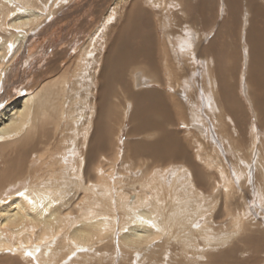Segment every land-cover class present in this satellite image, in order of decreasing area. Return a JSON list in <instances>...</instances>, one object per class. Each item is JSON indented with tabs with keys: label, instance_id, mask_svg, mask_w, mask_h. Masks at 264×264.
<instances>
[{
	"label": "bare ground",
	"instance_id": "bare-ground-1",
	"mask_svg": "<svg viewBox=\"0 0 264 264\" xmlns=\"http://www.w3.org/2000/svg\"><path fill=\"white\" fill-rule=\"evenodd\" d=\"M39 1L40 0H0V17L5 19L6 24H8V28L11 31L8 32V30H3L0 28V91L3 89L2 87L4 85L5 72L8 70L10 62H16L19 59L20 52L27 36L29 35V32L35 29L36 25L40 24L41 19L43 20L45 16V13H40L36 10H43ZM143 1L144 0H132L130 2L129 0H116L114 5H118V8L115 9V12L119 13L120 15L115 17L114 12L108 18L104 19L101 32L99 35L94 34V37L90 39L89 43L84 48V50H82V53L78 58L80 63H77L78 69L75 71L76 73H74L75 76H79L81 72L92 73L93 71V74L81 75L83 79V83L81 85L72 83L73 80L76 79H72L70 77L69 72H73L71 71L70 67H68L65 69L64 73L55 79L46 82L45 85H43L37 92L28 91L27 94H24L17 99H13L10 102H6L7 104L1 105L0 253L6 254L9 258L11 257L13 260L24 259L25 264H28L27 260L22 256L23 253L26 255V251L32 250L31 253L38 257L36 254L38 249H46L48 247V249L50 248L49 253L52 254L53 251H56V254H54L55 252L53 254L56 256L59 255L62 261L73 251H77L81 247L84 248L92 246L93 248L97 245L102 246V252L110 254L114 252L113 247H111L110 244L113 236H115L118 230L121 232L120 238L118 239L119 244L123 250L126 249L124 250V253L133 254L135 250H142L159 240L161 237H164L165 233L168 230L173 229V227L177 225L191 226L192 224H188L189 221L198 222L200 216L202 217L203 213L201 212H203L204 208L203 199L201 198L200 193L194 190L193 186L189 182L188 184H183L181 186L183 193L180 195H174L173 207L171 210L172 215H175L177 212L184 217L183 224H174L170 221V219H168L169 217L166 218L168 219L166 223L165 221H160L165 219V215H167V207L166 198L163 196L165 188L159 179V174H157L156 171H153V168L151 167L145 176L136 180L130 181L127 176H124V182H122L119 178L117 181H120L121 184L129 183L126 181H130L131 183L127 189L123 190L120 183L117 182L115 185L113 183H109V177L114 173V165L118 161L119 148L117 149L114 159L111 161V163L107 162V158L105 162L103 161V157L102 160L100 158L101 153L105 154L109 148L110 140L108 139V136L111 134L112 129L109 123L104 122V118L111 119L113 121L117 120L118 122L122 120H131L132 129L130 130L129 135L138 137L139 134H143V136L145 135L147 137L149 136L157 138V141H154V143L147 142L145 146L143 144H137L136 146L129 147L135 151V155H141L142 153L143 155H146L145 158L147 157V160L149 156V161L151 160V163L152 160H160L164 158L181 160L183 162L173 163V166H176L175 168H182L185 170V175L190 179L191 172L195 176V180L199 188H201L203 185L206 190V183H211L209 178L205 177L206 175L204 170H212L214 159L208 157L204 160L203 166H195L192 162V160H194V156L186 149L184 140L179 138L176 133L170 132L166 128L167 122H171V116L174 109L178 107L179 111H184V106L182 103H178L176 101L175 104L170 106L168 101L161 95H152L147 91H140L131 94L130 97L125 95V93H120V97L117 93L116 99H112L111 95H109L111 91L113 92V84L115 82H118L119 84L123 80V76L128 68V70H130V68L131 71L133 70L131 73V79L133 81V85L135 83L134 88H138L137 76L139 73L137 72L138 70H143V76L141 75V82L139 84H142V80L144 79L146 84L149 82V85L153 86L162 83L163 78H165L169 81V85L173 89L183 90L184 79H186V74L189 72L187 69L189 68V65L193 68L198 62L197 59H204L206 63V70L204 71V74L202 73L203 71L201 72V74H203V84L201 88L204 90H199L200 97L197 100H195L196 98L194 99L192 97L187 98L186 104H188V110L190 111L194 108L201 109L202 106H208V111L212 113V101H209V98H211L212 80L208 72H211L212 76L213 68L211 60L215 56L214 51L217 48L218 42L214 41L203 49L205 56L201 53L198 54L199 45L201 42H203V36H200L199 39L196 38V32L194 33L191 29V26L192 28L197 29L196 24L199 23L200 25L201 23L207 24L206 18L208 17L207 13H209L208 6L210 1L208 2V0H199L198 6L196 8L197 16H194L192 14L193 11H190L193 17L192 23L184 26L181 24V28L179 30L172 32L173 36H171L170 32H168L170 29L169 24L164 25L163 29L165 36H167L166 38L168 39V42L163 45V53L160 51L163 54V56H160V69H158L155 64V62H158L159 58H155V51L153 50L154 45L151 42L153 37L148 36L149 33H143L144 31L142 32V30L139 29V25L137 24L139 20L135 18L138 17V14L144 13V4L142 3ZM171 1L172 0H150L149 2L153 6L156 5L159 7L163 15L162 9L167 6L166 2L171 3ZM44 2L47 5H51L49 3L50 0H44ZM242 2L248 3L247 7L249 8V13L251 15L250 22L252 23L251 36L254 44L256 45L249 64L248 82L252 88L253 101H255V105L258 103L256 110L260 115L261 124H263L264 127V10L260 4L253 0H242ZM62 3H60V5H62ZM228 3H232L231 6H229L232 18L230 24H235L237 21L235 6L240 3V0H228ZM128 4L130 8L128 10L129 13L128 11L125 13V15L127 14L125 17L126 20L119 30L117 26H115L116 28L114 27V30L118 31L119 33L115 40L112 39L113 41L111 42L110 46H108L107 58H105L103 65H101L100 56L102 55L103 48L100 50V56L95 57L94 53H92V49H94L93 43L96 42L100 46L98 43L99 40L97 38L101 36L105 29L106 32L109 30L110 34V24L112 23V20L115 18L118 20L121 17V13L124 12L122 10L123 7L121 6ZM174 4L177 6H182L183 0H177ZM17 6H19V9ZM54 7L52 4L51 8L49 9L54 11ZM11 10L13 13H11ZM145 12L147 11L145 10ZM147 15L149 16V14ZM164 21H167V19ZM140 22L141 21H139V23ZM255 23L260 24L258 29L256 28ZM141 25L143 24H140V26ZM128 26H132V29L127 30V34L129 36V39L127 40L125 38L124 29H128ZM226 27V25H223L224 29L228 28ZM171 29L173 28L171 27ZM206 30L207 29H205V31ZM230 31L231 29H229L226 33L229 34ZM6 34H8V36H5ZM220 37L221 36H218V38ZM128 41L131 42V45L126 47ZM221 44V51H226V47L228 45L225 42H222ZM98 45L96 48L97 50L100 49ZM222 55L223 54H221V56ZM88 57L93 58V66L85 65L83 67V64H87ZM141 65H143L142 68ZM88 67L89 70H86L85 68ZM100 68L102 70L100 74L101 85H99L101 90L97 94L98 98H100L99 103H101V105L99 104L100 108H98L99 115L95 124L96 131L92 134L93 138L90 139L87 147L85 140L87 138L86 135L88 132H85L82 135V154L84 158L82 161L80 157L76 158V164H78L79 168H81L82 164H87L90 166V168L84 173L82 179L83 183L80 185L82 187V194L78 195L79 199L75 198V193L71 196V198H63L61 195H54L48 189H37L36 184L34 185V183L37 182L41 176H39V178H35V180L33 179L35 174L28 166L30 159L35 162L37 155L43 157V159H45V157L46 159L54 157V154L50 152L52 150L50 144L44 145V140H50L49 136L51 130L58 129L59 120L61 119L66 121V124L68 125L72 124L74 128L75 121L73 120L74 117L70 115L73 113L71 111L72 104L70 105V103L74 102L73 107H76L77 109L74 115L83 113L80 115V117L82 119L84 118L85 122L89 121V118H94L96 101L94 102V99H91L92 93H90V91L92 88V92L96 91L95 81L97 80L96 77L100 73ZM197 71L199 70L197 69ZM214 73L215 71L213 74ZM191 74L192 73H190V75ZM217 74V76H219L218 79L220 91L222 88L223 92L221 95H224L225 98L228 99V96H230L232 93V88L228 85L226 86L223 83L225 85L224 88H226L224 89L221 84L222 82L220 83V81H223L225 78H223L222 75L220 76V73ZM18 79L19 76L17 75L15 69H13V73L11 74V77L8 81V86L11 88L15 82H18ZM80 88L83 92L82 95H79ZM74 93L78 94L80 97H73L71 94ZM93 94H95V92H93ZM231 98H233L232 95ZM75 99L81 100L79 101L81 103L78 105L76 103L77 101L75 102ZM105 106L107 109H105ZM224 110L236 115L235 126H240L242 130L241 121L244 118L242 111H239L241 114L234 112L231 104H226ZM191 119L193 122L198 121L196 115H192ZM237 119L239 122H237ZM187 125L190 127V124ZM101 127L107 128V138L106 136L103 138L100 137L101 134L99 131H101ZM193 127L194 124L191 128ZM196 128L197 127L193 129L197 130ZM227 128L229 129L228 125ZM77 132L81 136L79 128H77ZM229 133L231 139L234 140L230 130ZM190 134L193 135V138L197 136V134L191 129ZM63 140L64 139L62 138V141ZM57 148L59 151H61V146H57ZM48 151L51 154L48 153ZM245 158L247 164L252 162V159L248 154L245 155ZM66 161V159H63V163ZM128 165H130L131 168H134L133 172H136V174L142 172L140 168H138V171H140L137 172L134 166L131 164ZM262 165L263 169L258 167L259 172L257 174V179H255L257 186L259 185L258 183L264 185V161H262ZM124 167H126V165L122 166V171L127 173V171L124 170ZM106 168L109 170L110 174L105 173L104 169ZM249 172L250 169L248 165H246L244 168L238 171L236 178H244L243 185H245L247 183L246 179ZM28 175L33 181L30 185L26 182H22V180ZM230 182L232 187L235 188L234 182ZM114 187L116 189L117 201H119L121 205L120 206L118 204V209L121 211L120 213L124 214L122 217V222L125 224H122V227L117 224V219L113 220V214L106 217V214L111 212L109 205L106 206L105 204L106 207L104 209H107L108 207V211L105 210L106 212L103 213L99 212L98 207L101 206L102 203L99 202L97 198H94L91 203H88L89 197H92L96 195V193L98 194L105 190H114ZM238 190H240V188L236 190V194ZM250 190H252V188ZM123 192L124 196H119ZM107 193L103 194L102 197ZM113 195V193H110L111 197ZM81 200H84L85 203L82 205V207L80 206ZM258 200H261V198L258 197ZM260 202H264V198ZM74 203L78 204L80 208L76 209ZM71 206H73L74 209ZM114 209L116 211L118 210L115 207ZM74 213H77V215H80L81 217H86L81 219L79 222L81 224L80 227H77L79 224L77 220L71 219V215H75ZM226 214H229V209L228 212L224 211L221 215H219V217L222 218ZM125 218H129V220L125 221ZM88 220L89 222H87ZM243 220L248 223V226L252 225L249 219ZM243 220L238 217L235 222L229 220L228 227L226 228V222L220 221L218 218L217 225L212 216L207 217L206 222L202 225L204 226L205 231L203 230L202 232H199V234L203 235L207 233V236L211 235L214 237V239L210 241L208 238V242L211 244H217L216 251L213 250L214 252H204L209 257L207 264H264L263 259L255 257L256 253L255 256L251 254L249 255V253L252 251L257 252L252 248V245L250 249L248 248V250L244 247V245L248 247L253 242H258L255 241V239L259 237L261 238L263 236V230H261V228L250 229L247 232V236L243 240L241 234L239 233L240 230H237L238 227L236 228L238 225L241 227H246V224H244ZM195 224L196 223H193V225ZM117 225L119 227H117ZM196 232L197 230L193 231V234ZM106 238L110 240L107 241ZM259 246L260 243H257L256 245L254 244L253 247ZM243 249L248 253L246 259L239 258V254L242 253ZM10 251L18 253L15 255L16 258H14L11 253H7ZM178 251L180 253V259L178 260L180 261L179 264H187L185 263L186 254H182V249H178ZM162 256H164V254Z\"/></svg>",
	"mask_w": 264,
	"mask_h": 264
},
{
	"label": "rangeland",
	"instance_id": "rangeland-1",
	"mask_svg": "<svg viewBox=\"0 0 264 264\" xmlns=\"http://www.w3.org/2000/svg\"><path fill=\"white\" fill-rule=\"evenodd\" d=\"M129 1L131 2L132 0ZM149 1L150 0H144L142 2L145 8H143L144 13L138 14V17L135 18L141 21L140 23L139 21L138 23L136 22L139 25V29L142 30V32L144 31L143 33H149L148 36L153 37L151 42L154 45L153 50L155 51V58H159L158 62H155V64L157 68L160 69V56H163V45L168 42V39L166 38L167 36H165L163 29L164 25L169 24L170 29L168 32H170V35L173 36L172 32L179 30L181 28V24H183V26L188 25L189 23L191 24L193 18L192 14L197 16L196 8L198 6L199 0H183L182 6H177L174 4L177 0H172L171 3L166 2L167 6L162 9L163 15L161 13V9L156 5L153 6ZM253 1L260 4L264 10V0ZM39 2L44 11L41 9L36 10L40 13H45V16L43 20L41 19L40 24L36 25V28L29 32V35L27 36L20 52L19 59L16 62H10V66L5 72L4 85L2 87L3 89L0 91V107L3 104H7L6 102H10L13 99H17L22 95L27 94L28 91L37 92L43 85H45L46 82H49L64 73L65 69L68 67H70L71 71L73 72H69L70 77L72 79H76L73 80L72 83L81 85L83 83L81 75L93 74V71L91 69L92 73L81 72L79 76H75L74 73H76L75 71L78 69L77 63H80L78 58L81 55L82 50H84V48L89 43L90 39L94 37V34L99 35L102 30L101 27L104 23V19L112 15L116 11L115 9L118 8V5H114L116 0H50L49 3L51 5L53 4V7L55 6L54 9L56 11H53L49 9L51 8V5H47L44 0H40ZM208 2L209 13H207V15L209 18H206L207 24L201 23L200 25L199 23L196 24L198 30L192 28V26L191 29L194 33L196 32V38L199 39L200 36H203V42H201L199 45L198 54L201 53L204 55L203 49L206 46L213 43L214 41L218 42L217 48L214 51L215 56L211 60L215 75L212 72L211 76V72H208L212 80L211 98H209V101H212V113L208 111V106H202L201 109L194 108L190 111L188 110V104H186L187 98L192 97L194 99L196 98L195 100H197L200 97L199 90L203 89L201 88L203 84L202 78L204 71L206 70V63L204 59V61L202 59H197L198 62L193 68L189 65V68H187L189 72L186 74V79H184L185 86L183 85V90L173 89L169 85V81L165 78H163L164 83L162 82L153 86H150L149 82L146 84L144 79L142 80V84H139L141 82V77L143 76V70H141L142 72L140 70L137 72L136 70V72L139 73L137 76L138 88H134L135 83L133 85V81L131 79V73L133 70L131 71V68L128 70V68L123 76V80L119 84L118 82H115L112 86L113 92L111 91L109 94L111 95L112 99H116L117 93L120 97V93H125V95L130 97L131 94L140 91H147L152 95H161L168 101L170 106L175 104L176 101L178 103H182L184 106V111H179L178 107L174 109L171 116L172 123L168 121L166 128L170 132L176 133L179 138L184 140L186 149L194 156V160H192V162L195 166H203L204 160L208 157L214 159L212 170H204L206 175L205 177L209 178V181H211L210 184L206 183L207 189L205 190L203 185L201 188L197 186L198 184L196 183L195 176L191 172L190 179L185 175V170L182 168H175L176 166H173V163L183 162L181 160L164 158L160 160H152L151 163V160L149 161V156L147 160V157L145 158L146 155H143L142 153L141 155H135V151L129 147L136 146L137 144H143L145 146L147 142L154 143V141H157V138L149 136L147 137L145 135L143 136V134H139L138 137L129 135V132L132 129L131 120H122L118 122L117 120L113 121L107 118L106 120L104 118V122L109 123L112 129L111 134L108 136V139L110 140L109 148L105 154L101 153L100 156L101 160L103 157L104 162L107 158V162L111 163V161L114 159L117 149L119 148V157L118 161L114 165V173L109 177V183H113L114 185L117 182L121 184L120 181L124 182V176H127L130 181L143 177L151 169V167L153 168V171H156V173L159 174V179L165 188L163 196L166 198L167 207V215H165L164 220L160 221H165L166 223V221L170 219V221L174 224H183L184 217L177 212L175 215H172L171 210L173 207L174 195H180L183 193L181 186L183 184L186 185L189 182L193 186L194 190L200 193V196L203 199L204 208L203 212H201L203 213L202 217L200 216L198 222L189 221L188 224H192L191 226L177 225L173 227V229H170L165 233L164 237H161L159 240L142 250H135L133 254L124 253V250L126 249L123 250L119 244L118 239L120 238L121 232L118 230L115 234L116 238L113 236L110 244L111 247H113V253L106 254L102 252L101 245L94 246L93 248L92 246L84 248L81 247L79 250L73 251L67 256V258H64L61 261V257H59V255H54L56 254V251H53V253H55L51 254L49 253L50 248L48 249L47 247L46 249H38V252L36 253L38 257L31 253L32 250L26 251V255L23 253L22 256L27 260L28 264H179L180 261L178 260L180 259V253L178 249H182L183 255L186 254L185 263L207 264L209 257L204 252L207 253V251H216L217 244H211L208 242V238L210 241H212L214 237L211 235L207 236V233L200 235L199 232H202L203 230L205 231L204 226L202 225L206 222L207 217L210 216L214 218V221L217 225L218 218L220 221L226 222V228L228 227L229 220L235 222L237 217L241 218L242 220L249 219L252 225L248 226V223L243 220L244 224H246V227H241L239 225L236 226V228L238 227L237 230H240L239 233L241 234L243 240L247 236V232L250 229L261 228L264 233V202H260L264 198V185L258 183L259 185L257 186V182H255L259 168L263 169L262 161H264V127L263 124H261L260 115L256 110L258 103L255 105V101H253L252 88L248 82L249 64L254 53V48H256L251 36V15L249 13V8L247 7L248 3H243L242 0H240V3L235 6L237 21L235 24H230L232 18L229 6H231L232 3L229 4L228 0H208ZM60 3H62V5H60ZM121 7H123L122 10L124 11V14L121 13V17L118 20L116 18L112 20V23L110 24L112 31L110 30V34L109 30L106 32L105 29V31L102 33L103 36L101 34V36L97 38L101 47L96 42L93 43L94 49H92V53H94L95 57L100 56V50L103 48L102 55L100 56L101 65H103L105 58H107L108 46H110L111 42L115 40L119 33L118 31L114 30V27L117 26L118 30L121 28L126 20L125 17L127 14L125 15V13L130 8L129 4L125 6L123 5ZM17 8L19 9V6H17ZM145 10L147 12H145ZM190 11H193L192 14ZM11 13H13L12 10ZM147 14H149V16ZM118 15L120 14L115 12V17ZM166 19L167 21H164ZM0 24V28L11 32L4 18L0 17ZM140 24L143 25L140 26ZM223 25H226L228 28L226 27L227 29H224ZM255 25L257 29L260 27V24L255 23ZM131 27L128 26V29H124L125 38L127 40L129 39L127 30L132 29ZM171 27L173 29H171ZM205 29L207 30L205 31ZM229 29H231V31L229 34H227L226 32ZM5 36H8V34ZM218 36L221 37L218 38ZM222 42H225L228 45L226 47V51H221ZM96 44L100 49H96ZM130 45L131 42L128 41L126 47ZM221 54L223 55L221 56ZM85 65L93 66V58L88 57L87 64H83L82 66L84 67ZM225 66L228 69H226ZM142 67L143 65H141V68ZM13 69H15L19 79L18 82H15V84L10 88L8 86V81L11 77V74L13 73ZM85 69L89 70V67ZM197 69L199 71H197ZM99 70L100 73L98 76L96 75L97 80L95 81L96 91H93L95 94L92 92L93 88L90 91V93H92L91 99H94V102L96 101L94 118H89V121L85 122L84 118L82 119L80 117V115L83 113L74 115L77 109L76 107H73L74 102L70 103V105L72 104L71 111L73 112L70 115L74 117L73 120L75 121L74 128L72 124L68 125L66 124V121L61 119L59 120L58 129L51 130L49 136L50 140H44V145L50 144V147L52 148V150L50 149V152L54 154V157L47 159L45 157V159H43V157L37 155L35 162L30 159L31 163L29 161L28 166L35 174L33 179L35 180V178H39V176H41L39 180L37 179L38 181L34 183V185L36 184L37 189H48L54 195H61L63 198H71V196L75 193V198L79 199L78 195L82 194V187L80 185L83 183L82 179L84 173L90 168V166L87 164H82L81 168H79L78 164H76V158L80 157L81 161L84 158L82 154V135L85 132H88L86 135L87 138L85 140L87 147L90 139L93 138L92 134L96 131L95 124L99 115L98 108H100L99 106L101 105V103H99L100 98H98L97 94L101 90L99 85H101L100 74L102 70L101 68ZM201 72L203 74H201ZM190 73L192 74L190 75ZM217 73H220V76L222 75L223 78H225L223 81H220V83L222 82L221 84L223 88L225 85H228L232 88L231 95L233 98H231V95L228 96V99L225 98L224 95H221L223 92L222 88L220 91L218 79L219 76H217ZM82 94L83 92L80 88L79 95ZM71 95L77 98L80 97L76 93ZM79 101L81 100L75 99V102L78 105L81 103ZM226 104H231L234 112L241 114L239 111H242L244 115V118L242 117L243 119L241 121L242 130L240 126H235L236 115L224 110ZM105 109H107L106 106ZM192 115L197 116L198 124L197 122L192 121ZM237 122H239L238 119ZM187 124H190V127H188ZM193 124V128L197 127V130L191 128ZM227 125L229 126V129L227 128ZM77 128L80 129L81 136L78 134ZM104 128L105 127H101V131H99L101 138L105 136L107 138V128ZM190 129L197 134L195 138H193V135H191L192 133L190 134ZM229 130L231 131V135H233L234 140L231 139ZM62 138L64 139L63 141ZM57 146H61V151H59ZM50 152L48 151V153ZM246 154H248L252 159V162L249 164L246 163ZM63 159H66L67 161L63 163ZM128 164L134 166L137 172L140 171H138V168H140L143 173L139 172V174H136V172H133L134 168H131V166ZM123 165H126L124 170H126L127 173L122 171ZM246 165H248L250 172L247 175V183L243 185L244 178L237 179L236 177L238 171L244 168ZM104 170L106 174H110L107 168ZM119 178L121 180L117 181ZM130 181H126L129 183L121 184L123 190L127 189L131 185ZM230 181L234 182L235 188L232 187ZM22 182H26L30 185L33 181L28 175L22 180ZM238 188H240V190H238L236 194V190ZM251 188L252 190H250ZM107 192L113 193L114 195L111 197L110 193ZM105 193L107 194L102 197V195ZM119 196H124V192ZM258 197H260L261 200H258ZM94 198H97L98 201L102 203L101 206L104 205L103 207H98L99 212L105 213L108 211V207L107 209L104 208L109 205L111 212L107 213L106 217L113 214V220L117 219V224L120 227H122V224H125L122 222V217L124 214L120 213L121 211L118 209V204L120 205V203L117 201L115 187L114 190H105L98 194L96 193V195L92 197H89L88 203H91ZM84 204V200H81L80 206L82 207ZM74 205L76 209L80 208L78 204L74 203ZM71 207L73 208V206ZM114 207L118 210L116 211ZM228 209L229 214H226L224 217L220 218L219 215H221L224 211L228 212ZM74 214L75 215L73 216L71 215V219L77 220L78 223L81 221V219L86 218L77 215V213ZM167 217L169 218L166 219ZM124 220L128 221L129 218H125ZM87 222H89V220ZM192 222L196 224L193 225ZM80 225L81 224L79 223L77 227H80ZM118 225L117 227H119ZM196 230L197 232L195 233V236L193 231ZM106 239L107 241L110 240L108 238ZM255 241L258 242H253L249 246L247 245L248 247H246L244 244L243 245L247 250L248 248L250 249L252 245V248L257 252L252 251L249 253V255L251 254L255 256L256 253L255 257L264 260V234L261 238L259 237L255 239ZM257 243H260V246L253 247L254 244L256 245ZM7 253H11L14 258H16L15 255L18 254L11 251ZM163 254L164 256H162ZM239 255V258L246 259L248 253L243 249L242 253ZM41 256L45 258L43 259ZM0 264H25V262L24 259L13 260L6 254L0 253Z\"/></svg>",
	"mask_w": 264,
	"mask_h": 264
},
{
	"label": "snow or ice",
	"instance_id": "snow-or-ice-1",
	"mask_svg": "<svg viewBox=\"0 0 264 264\" xmlns=\"http://www.w3.org/2000/svg\"><path fill=\"white\" fill-rule=\"evenodd\" d=\"M29 255H30V253H29Z\"/></svg>",
	"mask_w": 264,
	"mask_h": 264
}]
</instances>
